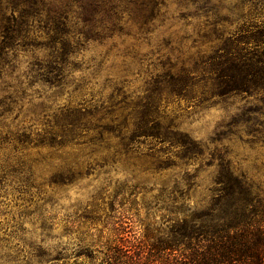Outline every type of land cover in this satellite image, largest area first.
Listing matches in <instances>:
<instances>
[{"label": "trees", "instance_id": "16d2710c", "mask_svg": "<svg viewBox=\"0 0 264 264\" xmlns=\"http://www.w3.org/2000/svg\"><path fill=\"white\" fill-rule=\"evenodd\" d=\"M168 2L180 8L178 18L186 26L197 19L194 33L182 35L177 46L163 39L144 54L134 43L124 46L123 76H107L97 84L110 49L84 65L78 54L85 45L122 35L147 40ZM188 40L196 50L185 58L179 45ZM21 53L30 54L22 73ZM82 68L90 76L77 79L74 73ZM131 76L142 81L138 91L129 89ZM39 84L50 94L39 91ZM34 95L38 102L19 120L24 100ZM234 95L259 97L264 104V0H0V193L10 191L20 205L33 204L38 218L51 219L46 205L55 203L56 186L72 184L108 162L125 160L134 177L179 169L159 188L154 204L146 205L147 221L139 219V231L130 224L140 214L134 207L139 184H132L126 197L121 186L108 211L97 203L103 201L98 192L88 207L67 218L65 233L80 231L73 261L66 248L53 259L66 264H264V191L228 158L227 147L215 145L226 130L207 145L180 130L176 117L167 122L162 105L171 98L202 102ZM248 121L240 117L231 124L245 123L248 134H263ZM31 148L35 156L28 153ZM102 150L110 153L95 159ZM37 165L55 170L42 179ZM203 167L215 168L211 186L206 198L191 206ZM103 211L102 228L93 239L91 229ZM40 227L50 229L45 220ZM20 231L16 223L5 233V242L18 240L16 255L6 254L5 264L42 263L50 256L39 245L24 252Z\"/></svg>", "mask_w": 264, "mask_h": 264}, {"label": "rangeland", "instance_id": "374dc122", "mask_svg": "<svg viewBox=\"0 0 264 264\" xmlns=\"http://www.w3.org/2000/svg\"><path fill=\"white\" fill-rule=\"evenodd\" d=\"M163 11L164 14L155 21L153 30L150 32L147 40L140 39L136 41L132 37L122 35L115 36L105 44L89 42L85 45L78 54V59L84 65L91 58L100 60L105 55V52L110 49L106 56H104L100 74L96 77L97 84H100L107 76L114 79H120L123 76L121 51L124 46L134 43L138 51L144 54L150 50H154L161 44L163 39L170 38L172 45L177 46L179 38L182 35L194 33L193 25L197 22V19L192 18V23L186 26L182 22L183 20L178 18L180 8L174 2H168L163 7ZM207 45L204 44L202 49L207 50ZM179 46L184 50L185 58L196 50V48L190 47L191 42L189 40L184 41ZM29 55L26 53L19 55L17 61L18 72L22 73L25 69ZM89 73L87 69L82 68L81 71H75L74 76L80 79L82 76H90ZM91 82L97 85L95 79H92ZM141 85L142 81L139 77H130L129 89L138 91ZM38 88L42 93L50 94L43 85L39 84ZM64 98L62 96L59 102H63ZM258 99L259 97L247 95H234L224 100L214 97L202 102L199 101V97L189 100L171 98L167 103L164 104L163 102L162 105L165 106L164 111L168 114L167 122L170 120L169 118L176 117L174 123L180 130L207 145L212 146L213 137L216 132L225 129L227 134L219 142H216L215 145L227 147L229 151L228 158L234 162V165L239 170L245 172L256 184L260 185V188L264 191V104ZM37 100L35 95L29 102L24 100V109L19 115V120L28 113L27 110L29 108L31 109L33 104L38 102ZM240 117L248 119L249 124L254 122L262 130L263 134L257 136L248 134L245 123L231 124L233 120ZM11 118L12 115L10 116ZM226 124H229V126L222 128ZM109 137L110 142L114 143L115 139L113 136ZM41 152H45V150H41ZM28 153L31 156H35L37 150L31 148L28 150ZM108 153L110 152L102 150V152L96 153L95 159L100 160L103 156L108 155ZM2 159L3 151L0 150V164ZM54 170L55 167L37 165L35 172L42 179H47ZM214 171V167H203L199 172L196 180L198 185L191 191V197L188 201L191 206L198 204L200 200L206 198L208 194L207 189L211 186ZM178 172L179 169H168L161 172V174L140 173L134 177L129 171L125 160L117 159L115 163L108 162L106 166L96 167L88 176L72 184L56 186V192L54 193L55 203L52 206L49 204L46 205V210L50 212L51 219H47L46 217H44L45 219L38 218L33 204L30 206L20 205V201L14 199L10 191L7 196L0 193V264L6 263V254L11 256L16 255L14 245L18 240L12 239L8 242L3 240L7 237L5 235L7 233L6 231L11 229L12 225L16 223H19L22 229L18 235L24 241V244L23 242L21 243L24 246V252L31 250V246L33 245H39L50 254L42 263H37L35 259V261L33 260V264H66L62 263V259H53L57 251L63 248H66L68 251V260L73 261L75 254L71 255V253L80 231L73 230L69 235L66 234L67 218L73 217L76 211L88 207L95 195L100 191V196L103 198V201L98 200L97 203L103 205L104 208L107 207L106 210L108 211V203L113 198L115 192L121 186H124V196L126 197L131 192L132 184L135 183L141 187L136 191L134 196L137 202L134 207L140 210V214L135 216L134 222L130 224H132L131 230L133 232L139 231V219L147 221L145 218L147 214L146 205L154 204L155 197L159 194V188L168 182L173 174H177ZM134 211L132 210L131 212ZM154 217L156 219L155 221L159 220L158 214ZM104 219L103 211L100 213V220L91 229L95 233L93 239L97 236V231L95 230L102 228ZM43 220L50 227L49 231H43L41 229L40 226ZM103 229L105 237L109 236L110 230L108 228ZM22 254L23 252L20 253V255Z\"/></svg>", "mask_w": 264, "mask_h": 264}]
</instances>
